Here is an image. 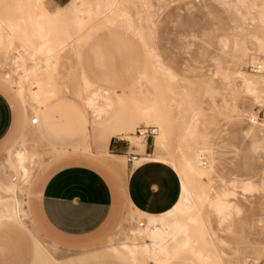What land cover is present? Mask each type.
Masks as SVG:
<instances>
[{"label": "rangeland", "instance_id": "1", "mask_svg": "<svg viewBox=\"0 0 264 264\" xmlns=\"http://www.w3.org/2000/svg\"><path fill=\"white\" fill-rule=\"evenodd\" d=\"M19 1L0 0V16L20 19L43 11L42 8L35 10L23 6ZM66 1L43 0L44 7L51 13L57 5ZM84 1L85 6L79 14L85 21L82 28L74 21L75 14L60 18L57 24L60 31L56 37L65 38L70 32L79 42L89 37L73 47L67 45L60 52L55 75L59 82L68 85L66 95L74 99V90L82 89V70L88 73L107 72L118 83H128L134 66L144 59L141 44L137 47L129 45L120 37L116 27L103 26L104 23L118 24L140 37L148 47L145 70L133 86L124 91L115 93L100 89L112 97L114 107L99 119L88 108L91 118H94L95 124L125 125L124 137H113L130 144V151L133 149L140 153L139 158L145 159L157 152L172 156L174 151L156 147V140L164 125L160 120L144 122L137 117L142 107L170 118L178 116L186 107L200 110L198 131L204 132L210 140L216 152V162L212 175L191 180L193 195L196 196L194 200L198 203L199 212L196 213L199 222L204 221L212 230L209 241L214 242L220 255L218 264L264 263V127L250 120L253 116L256 120H264V102H256L243 89L241 78L237 75L238 70L264 74V0H248L245 4L239 0H114L112 6L107 7L99 6L98 0ZM40 41L35 40L33 45H40ZM22 45L17 37L12 46L0 43V73L11 68L9 60L17 55L16 49ZM257 62L262 63V69L255 73L249 66ZM25 63L28 68L29 63ZM34 66L35 63L31 65L33 68L29 75L5 76L13 82L11 84L0 76V86L21 102L15 86L24 94L22 85H33L31 82L36 76ZM21 79L20 83L16 81ZM39 83V88L45 86L44 82ZM29 84L25 85L27 91L31 88ZM86 86L83 94L98 90L87 83ZM26 107L28 115L25 125L19 130L18 137L15 136L5 146L13 145L14 148L0 154V219L12 220L17 224L24 220L28 222L29 229L0 237V264H35L32 237L38 243V249L43 243L46 251L63 264H129L112 246L126 241L131 231L135 240L139 241V234L143 241L146 240L145 234L140 233L138 228V221L142 218L132 209H128L124 216L126 223L109 236L113 238H108L105 245L96 248L102 251H96L90 260L87 259V252H77L52 242L36 227L35 222L29 220V213L33 215L31 199L35 194V173L41 168L63 159L94 161L100 158L107 160V157L98 152L92 137L87 144L76 141L78 134L66 121V118H70L68 121L73 122L74 108L57 104L54 109L59 123L57 130L42 132L30 125L29 115L35 110L32 113L28 103ZM149 124L156 125L159 131L155 138L149 140L148 151L153 149V152L148 155L140 151L146 142L137 137L135 129ZM172 127L171 137L177 138L180 128L178 121H172ZM18 151L23 153L22 162L16 158ZM204 156L206 165H202L197 158L201 167L208 165L206 154ZM123 161L126 163V155H123ZM118 169L123 175L127 174V171ZM244 180L256 183L258 188L252 192L243 191ZM218 191H226V198L235 205L231 215L223 220V225L203 196L208 192L212 200ZM17 206L20 211L18 216L14 214ZM167 220L172 221L174 217L168 216ZM36 256L37 261H45V252ZM178 260L174 264H185L183 260ZM141 264L152 263L143 260Z\"/></svg>", "mask_w": 264, "mask_h": 264}, {"label": "crops", "instance_id": "2", "mask_svg": "<svg viewBox=\"0 0 264 264\" xmlns=\"http://www.w3.org/2000/svg\"><path fill=\"white\" fill-rule=\"evenodd\" d=\"M70 2L71 0H68L57 5L54 11L58 9L62 11ZM103 26L116 27L120 37L133 47L141 44L145 57L141 64L134 66L128 83H118L107 72L88 73L82 70L80 74L82 89H75L76 97L70 99L66 95L69 91L68 85L57 80L55 71L60 60V52L67 45L73 47L83 42L74 39L71 42L67 41L63 47L56 46L50 68H37L36 64L41 61L42 56L37 55L35 60L26 56L25 62L29 63V71L33 68L31 65L35 63L36 76L31 82L33 85L25 83L31 88L24 94L18 86H15L21 102L16 100L9 90L0 86V154L14 148L13 145L5 146L15 136L18 137L19 130L25 125L28 115L27 103L31 112L34 109L39 112V123H30V125L42 132L57 130L59 123L56 121L54 109L57 104L62 103L75 110L71 117L73 122L68 121L70 118H66V121L71 123L73 132L78 134L76 141L87 144L92 137L96 141L98 152L107 157V160L100 158L94 161L59 160L45 165L35 173L34 178L35 194L31 199L33 215L29 213V220L35 222L36 227L52 242L77 252H87L88 260L96 251L101 252L102 249L96 250V248L105 245L109 236L114 235L119 226L126 223L124 216L128 209L132 211L137 209L141 212L138 215L144 223L140 226L145 227L150 214L159 215L172 209L180 199L182 191L181 178L170 164L149 159L135 165V161L140 159V153L133 163L123 161V155L130 151L131 145L113 136L122 137L126 133L125 125L99 124L98 122L95 124L92 121L84 101L86 93L83 94V90L87 89L86 81L94 88L101 90L115 93L124 91L133 86L135 80L145 70L148 57V47L140 37L118 24L104 23ZM0 76L9 84L13 83L2 72ZM39 81L44 82L45 86L41 92H38V97H35L34 91L39 90ZM34 115L35 113L29 115V122ZM148 146L149 140L146 141L145 152H148ZM108 150L122 158L108 157L106 155ZM118 168H121L123 172L127 171V174L123 175ZM23 223L27 226L28 222ZM23 223L17 224L12 220L0 219V237H8L26 228L29 229ZM32 243L35 264H63V261L57 260L46 251L43 243L38 249V243L34 237H32ZM44 252L45 261H37L36 255H43Z\"/></svg>", "mask_w": 264, "mask_h": 264}, {"label": "bare ground", "instance_id": "3", "mask_svg": "<svg viewBox=\"0 0 264 264\" xmlns=\"http://www.w3.org/2000/svg\"><path fill=\"white\" fill-rule=\"evenodd\" d=\"M113 1L114 0H98V5L104 7L112 6L111 2ZM239 1L241 4H245L248 0ZM19 3L23 4V6H30V8L32 7V9L35 10L42 8L43 11L42 13L38 12L39 14H36L35 16L33 15L20 19H10L9 17L0 16V43H8L12 46L14 39L17 37L23 44L21 48L16 49L17 55L9 60L11 68L3 70L2 74L6 77H13V74H15V76L19 74V76L22 77L24 73L25 75L30 73L29 68L25 66L26 56L35 60L36 56L40 55L42 56V59L36 64L37 68H50L51 56L56 46L63 47L68 40L71 42L75 39L74 33L72 32L68 33L65 38L56 37L60 31L57 26L60 21L59 19L75 14L77 16H74L73 19L79 25V28H82L81 26H84L82 24L85 22L84 19H81L79 16L85 6L84 0H71L62 11L58 9L53 13L49 12L48 9L44 7L43 0H20ZM128 21L129 19L127 20V23ZM37 39L41 40V43L40 45L34 46L33 44ZM80 40H82V38H80ZM13 65H15V68ZM19 71L22 73H18ZM237 75L241 78L243 89L248 94L252 95L256 102H264V74L255 75L250 72L238 70ZM16 81L20 83L22 82V79L21 81ZM86 83L88 86H92L89 82ZM22 86L23 93L27 92L25 84ZM42 89L43 87L40 86L39 90L34 91V96L38 97V92H41ZM84 101L86 106L92 110L93 116L97 119L102 117L103 114L112 111L114 107L112 97L100 89L86 95ZM34 110L35 115L38 117V110ZM201 114L202 112L200 110H191L187 109V107L183 109L182 113L178 116L172 118L165 115L161 116L155 111H148L147 107H142L137 113V117L141 118L144 122H150L154 119L160 120L163 123L164 129L158 136L155 145L158 149H170L171 151H174V153L172 156H166L161 152H157L154 153L153 156L146 157L145 159L140 158L137 160L138 158H136V162L139 163L144 160L152 159L170 164L175 168L181 178L182 191L180 199L172 209L159 215L150 214L148 224L145 227L138 225L140 233L145 234L146 240L143 241L142 235L140 234L138 235L139 241L135 240L131 231V234L126 238V241L122 242L119 246H112V249L115 250L118 255L122 256L129 264H141L143 260L151 261L152 264H174L177 259L183 260L185 264H218L220 262V255L216 251L214 242L212 243L209 241L212 230L209 229L208 224L203 223L204 221L199 222L200 218L198 213H196V211H198L196 206L197 202L196 199L194 200L196 196L193 195L191 186V180L197 181L198 179L208 177L215 171V149L210 140L205 137L204 132L200 133L198 131ZM93 119L92 121L94 122ZM252 119L258 125L264 127V120H256L254 116ZM174 120L178 121V124L180 125L177 138L171 137L173 131L172 121ZM158 131L157 127V132L153 138L156 137ZM137 137L146 142L142 137L138 135ZM173 141L175 143H173ZM145 146L146 145H143L140 148V151L147 153L148 155L151 154L153 149L145 152ZM201 154H206L207 156L208 165L206 167H201L197 161V158H199ZM106 155L112 159L122 158L119 155L109 152H107ZM23 157V153L18 151L16 158L22 162L24 160ZM206 183L208 184V182ZM257 188L256 183L249 180L243 181V191L252 192ZM203 196L205 197V201L213 207L214 211L221 219V225H223V220L228 218L231 215V210L235 208V205L226 198L227 192H216V196L212 200L208 192H205ZM197 199L199 198L197 197ZM198 207L201 208L200 204ZM194 212L195 215H193ZM19 213L20 211L17 206L14 210V214L18 216ZM134 213L140 214L141 212L135 209ZM168 216H173L174 220L168 221ZM192 228H194V230ZM197 228H200L201 230L196 231ZM187 254L189 257H187Z\"/></svg>", "mask_w": 264, "mask_h": 264}, {"label": "built area", "instance_id": "4", "mask_svg": "<svg viewBox=\"0 0 264 264\" xmlns=\"http://www.w3.org/2000/svg\"><path fill=\"white\" fill-rule=\"evenodd\" d=\"M249 68H250V70L252 72L258 73L262 69V63L261 62H257V63L251 64L249 66ZM250 120L252 121L253 119H250ZM38 121H39V119L35 115L30 118V123L31 124H37ZM156 132H157V126L154 125V124L137 126L136 129H135V133L138 136L142 137L145 141L153 139V137L156 134ZM125 155H126V161L133 163L134 160L136 158H138L139 153H137L135 151H129ZM199 159H200L202 165H206L207 164L206 158H205L204 155L201 154L199 156ZM143 223H144L143 220H139L138 221V225H143ZM262 264H264V263H262Z\"/></svg>", "mask_w": 264, "mask_h": 264}]
</instances>
